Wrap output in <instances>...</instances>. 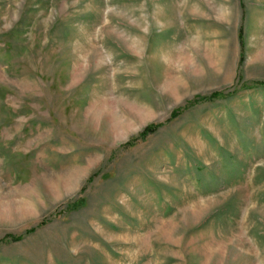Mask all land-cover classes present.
<instances>
[{
  "label": "rangeland",
  "instance_id": "rangeland-1",
  "mask_svg": "<svg viewBox=\"0 0 264 264\" xmlns=\"http://www.w3.org/2000/svg\"><path fill=\"white\" fill-rule=\"evenodd\" d=\"M0 264H264V0H0Z\"/></svg>",
  "mask_w": 264,
  "mask_h": 264
},
{
  "label": "trees",
  "instance_id": "trees-1",
  "mask_svg": "<svg viewBox=\"0 0 264 264\" xmlns=\"http://www.w3.org/2000/svg\"><path fill=\"white\" fill-rule=\"evenodd\" d=\"M263 84V83H260V85ZM259 85V86H260ZM222 97H226L225 94L223 92H219V93H214L212 96L210 95L209 97H196V100L197 101H200V100H214V99H219V98H222ZM194 100L192 101H189L188 104H191ZM179 111H181V108H178V110H175L173 112V115L172 117H176L179 113ZM161 126V124H151L149 127H147L145 130H142L138 135H137V138H136V141L138 140V138H146L148 134H150L151 132H153L155 129H158L159 127ZM135 141V142H136ZM133 142H127L126 144L130 145L132 144ZM76 205V204H74ZM73 206V205H72ZM34 229V228H33ZM10 239L12 240H17V239H20V236H16V237H11L9 236Z\"/></svg>",
  "mask_w": 264,
  "mask_h": 264
}]
</instances>
